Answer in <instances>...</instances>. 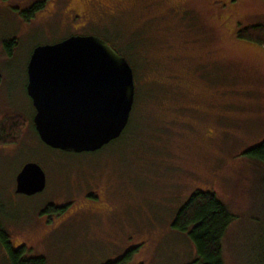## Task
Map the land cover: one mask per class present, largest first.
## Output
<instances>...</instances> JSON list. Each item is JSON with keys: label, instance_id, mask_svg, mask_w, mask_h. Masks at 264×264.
Masks as SVG:
<instances>
[{"label": "rangeland", "instance_id": "obj_1", "mask_svg": "<svg viewBox=\"0 0 264 264\" xmlns=\"http://www.w3.org/2000/svg\"><path fill=\"white\" fill-rule=\"evenodd\" d=\"M35 1L0 0V120L26 119L16 142L0 144V221L12 246L47 264H98L131 246L138 247L134 264H185L194 246L171 219L190 193L209 189L236 214L224 237L225 262L251 264L264 166L244 150L264 138V47L236 31L264 22V0H134L100 24L77 28L109 38L135 84L123 134L83 152L46 145L33 125L26 92L32 49L79 25L54 14L53 0L25 21L19 11ZM9 39L17 44L7 54ZM30 161L46 185L26 195L15 191V179ZM46 204L64 208L48 212ZM0 264H8L1 244Z\"/></svg>", "mask_w": 264, "mask_h": 264}, {"label": "water", "instance_id": "obj_2", "mask_svg": "<svg viewBox=\"0 0 264 264\" xmlns=\"http://www.w3.org/2000/svg\"><path fill=\"white\" fill-rule=\"evenodd\" d=\"M26 92L41 141L64 151H93L119 137L127 125L133 71L100 36L73 34L32 49ZM45 182L43 169L30 161L17 173L15 191L31 195Z\"/></svg>", "mask_w": 264, "mask_h": 264}, {"label": "trees", "instance_id": "obj_3", "mask_svg": "<svg viewBox=\"0 0 264 264\" xmlns=\"http://www.w3.org/2000/svg\"><path fill=\"white\" fill-rule=\"evenodd\" d=\"M41 0L35 1L19 11L25 21L30 20L42 8ZM236 35L240 38L256 42L264 47V22L240 26ZM16 39L4 40L7 54L13 52ZM26 119L19 114H12L0 120V144L16 142ZM125 131V130H124ZM123 131V132H124ZM123 134V133H122ZM115 140H113L114 142ZM112 142V141H111ZM104 147V146H103ZM246 157L264 166V138L244 150ZM264 190V185H263ZM259 208L264 210V193ZM44 211L58 213L64 206L46 204ZM236 214L220 200L216 193L209 189H196L176 209L171 219V227L185 234L192 242L195 250L193 258L185 264H227L224 260V237ZM255 238L249 244L254 260L251 264H264V214L254 218ZM253 243V244H252ZM0 244L3 247L8 264H47L42 256H26L25 246L13 247L7 231L0 221ZM252 245V246H251ZM137 246L128 247L124 252L112 259L98 264H134L133 257Z\"/></svg>", "mask_w": 264, "mask_h": 264}, {"label": "flooded vegetation", "instance_id": "obj_4", "mask_svg": "<svg viewBox=\"0 0 264 264\" xmlns=\"http://www.w3.org/2000/svg\"><path fill=\"white\" fill-rule=\"evenodd\" d=\"M41 1L43 2L41 8L42 10L48 0ZM71 1L72 0H53L52 3L53 9L55 6V9H52L54 14H59L69 18V22H71V20L79 22V25H72L75 28L74 31H67L66 35L60 39L68 37L72 34H95L104 38L110 44L111 40L96 30H79L77 28L86 27L88 24H100L101 19L113 17L115 14L125 10L134 2V0H84L81 2L82 4L80 5V8H76L71 5Z\"/></svg>", "mask_w": 264, "mask_h": 264}, {"label": "bare ground", "instance_id": "obj_5", "mask_svg": "<svg viewBox=\"0 0 264 264\" xmlns=\"http://www.w3.org/2000/svg\"><path fill=\"white\" fill-rule=\"evenodd\" d=\"M45 44V43H44ZM34 113H35V111H34ZM34 115V114H33Z\"/></svg>", "mask_w": 264, "mask_h": 264}]
</instances>
